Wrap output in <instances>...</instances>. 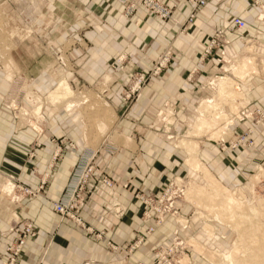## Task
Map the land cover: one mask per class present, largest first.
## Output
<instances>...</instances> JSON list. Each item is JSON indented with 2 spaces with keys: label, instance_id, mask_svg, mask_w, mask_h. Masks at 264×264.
<instances>
[{
  "label": "rangeland",
  "instance_id": "1",
  "mask_svg": "<svg viewBox=\"0 0 264 264\" xmlns=\"http://www.w3.org/2000/svg\"><path fill=\"white\" fill-rule=\"evenodd\" d=\"M186 1L190 12L183 23L173 16L178 0L170 5L159 0L170 11L164 19L141 7L129 12L119 3L125 18L143 9L161 21H171L179 27V34H186L198 14L205 13L210 0L197 8ZM56 2L0 0V146L8 138L20 157L25 147L36 149L43 139L62 148H74L76 144L68 136L72 126L88 146H94L108 137L117 122H136L131 113L137 110L144 88L162 77L178 59L170 45L147 72L136 68L124 71V75L113 67L115 62L124 61L119 56L110 63L109 77L107 69L98 71L97 63L90 62L86 52L90 43L70 36L62 38L74 29L71 20L76 14L68 1ZM250 2L259 9L255 20L264 23V2ZM219 30L224 35L212 44ZM227 31L237 29L227 26L215 30L204 46V55L210 59L217 55V67L187 75L195 87L180 96H189V101L152 105L147 119L137 121L145 136L153 134L160 141L158 158L166 161L172 154L157 178L160 186L135 193L141 203V232H133L127 243L119 245L105 231L91 229L79 216L90 195L101 187L113 211L119 217L124 214L115 200L118 180L112 173L99 170L97 151L90 147L84 148L80 157L87 150L93 151L90 165L95 173L85 183L84 198L70 212L73 216L58 214L53 207L58 201H52V211L61 219L75 222L104 241L115 264H249L251 256L260 250L258 246L264 244V103L256 102L264 94V47L257 48L250 41L233 51ZM235 64H240L236 71L232 69ZM121 76V87L107 86ZM222 78L231 85L225 94L215 87ZM256 85L258 88H254ZM206 99L211 100L210 107L197 127L198 108ZM33 148L28 157L34 158ZM83 159L75 164L64 200L87 162ZM59 160L60 153L50 167ZM100 172L107 176L108 186L96 175ZM46 183L31 189L18 176L6 174L0 165V246L6 253L2 264L11 254L8 245L12 251L21 245L16 264L27 240L36 236L34 223L22 212L25 201L37 199ZM6 219L9 224L4 230L1 223ZM249 244L257 249H250Z\"/></svg>",
  "mask_w": 264,
  "mask_h": 264
},
{
  "label": "crops",
  "instance_id": "2",
  "mask_svg": "<svg viewBox=\"0 0 264 264\" xmlns=\"http://www.w3.org/2000/svg\"><path fill=\"white\" fill-rule=\"evenodd\" d=\"M56 1L62 4L64 0ZM65 1L71 3L76 17L71 20L75 26L70 35H63L62 38L70 36L71 39L90 43L86 51L90 62L97 63L98 71L107 69L109 77L112 72L110 63L119 56L124 57V61L115 62L113 67L122 73L136 68L147 72L152 62L170 45L178 57L177 61L167 67L162 77L154 79L144 88L137 110L131 113L132 120L136 122H117L108 137L94 146H88L73 126L68 136L75 142L74 148H62L57 143L51 144L43 139L38 148L32 147L35 152L32 158L27 156L32 148L25 147L20 157L14 146L10 145L14 142L8 138L4 140L3 147L0 146V165L6 174L18 176L19 181L31 189L47 181L37 199L29 198L24 203L23 217L34 223L37 234L27 240L16 264H115L104 241L97 240L75 222L63 220L52 211V201L64 198V191L71 185L74 167L83 149L90 147L97 151L96 164L99 170L112 173L118 180L115 200L121 205L124 214L119 217L113 211L110 199L104 195L105 191L101 187L90 195L81 207L79 216L91 229L105 231L117 244L127 243L133 232L142 231L139 220L141 203L135 193L158 188L160 181L157 178L162 175L160 171L167 160L171 161L172 156L166 161L163 157L158 158L160 141L153 134L151 137L145 136L137 121L147 119L146 115L152 105L189 101V96H180L195 87L187 75L191 72L204 73L217 67V55L211 59L204 55V46L215 30L229 26L233 17H239L246 23V27L236 32H226L231 49L235 51L250 41L255 42L259 48L264 47V23L255 20L259 9L250 0H210L208 8L203 11L205 13L198 14L186 34H179V27L171 21H161L143 9L125 18L122 5L115 0ZM164 1L173 4V0ZM178 1L173 16L183 23L190 12V5L186 0ZM239 65L232 69L236 71ZM123 82L122 76L120 80L114 77L107 86L113 84L119 88ZM256 93L260 94L257 90ZM256 102L264 103L263 93ZM59 153L60 160L54 167H50ZM139 158H142V162L138 161ZM8 224L6 219V223H1V226L7 230ZM5 255L1 245L0 264L6 259Z\"/></svg>",
  "mask_w": 264,
  "mask_h": 264
},
{
  "label": "built area",
  "instance_id": "3",
  "mask_svg": "<svg viewBox=\"0 0 264 264\" xmlns=\"http://www.w3.org/2000/svg\"><path fill=\"white\" fill-rule=\"evenodd\" d=\"M118 1L122 3L123 6L126 7L129 12H132L137 7H141V8H145L149 13L157 15L159 18L164 19L167 16L169 17L168 14L170 13V11L167 8L166 9L163 8L159 0H118ZM190 1L194 5V8H197L198 6L200 7L205 4V0H190ZM229 26L230 29L236 28L237 30H243L246 27V23L239 17H233ZM223 35H224L223 31L221 30L217 31L212 44L217 43ZM91 152L93 151L87 150L80 157L79 162H81L83 158H86L87 162L85 163V166L81 170L79 169V174H80L79 178L77 180L75 179V181L73 180L72 183H74V185L71 187V190L67 194L68 196L67 200H64V198H62L61 201L64 202L61 201L54 202L53 207L58 214L61 215L67 214L73 216L70 214V212H72L74 206L80 204L79 202L84 198L85 188H86L85 183L87 182V180L89 182V178H91L92 174L95 173L93 166L90 165V163L93 161V156H92L93 154ZM85 154H87L86 157ZM82 163H84V159ZM96 175L103 177L102 184L104 186L109 185V180L106 178L107 176H105L101 172L96 173ZM8 246L6 247V249L11 251V254L9 256V259L7 257V261L4 264H14L17 259V258L15 259V256L17 255V253L19 254L21 250V245H18L14 251H12V247H8Z\"/></svg>",
  "mask_w": 264,
  "mask_h": 264
},
{
  "label": "bare ground",
  "instance_id": "4",
  "mask_svg": "<svg viewBox=\"0 0 264 264\" xmlns=\"http://www.w3.org/2000/svg\"><path fill=\"white\" fill-rule=\"evenodd\" d=\"M241 64V63H240ZM239 64H235V65H232V67L233 66H238ZM215 87L217 88V90L219 91V93L220 94H225V93H227L228 92V90L230 89V87H231V85H230V83L228 82V80L226 81V80H224V78H222L221 80H217L216 81V83H215ZM63 89H67L65 86H63L62 87ZM211 102V100H208V99H206V100H204L202 103H201V105L199 106V108H198V111H199V116L196 118L197 119V121H198V124H197V127H199L200 125V123H201V121H202V119L204 118V116L207 114V112H208V108L210 107V105H209V103ZM211 104H213V103H211ZM213 106V105H212ZM207 108V109H206ZM195 128H196V126H195ZM191 133H195V131L193 132V131H191ZM260 228V227H259ZM258 228V229H259ZM255 229V228H254ZM258 229H257V231H258ZM263 229V228H262ZM260 233L259 234H261L262 233V230L261 231H259ZM258 235V234H257ZM256 235V236H257ZM254 236V235H253ZM260 236H258L257 237V239L259 238ZM253 238H255V237H253ZM252 238V239H253ZM256 239V238H255ZM260 239V238H259ZM262 239H264L263 238V235H262ZM262 239H261V242H262ZM254 240V239H253ZM264 241V240H263ZM256 242V241H255ZM260 242V243H261ZM257 243V242H256ZM250 245V244H249ZM253 245V244H252ZM254 245H256V244H254ZM262 245V246H261ZM250 247V249H252V246L250 245L249 246ZM259 251H257L255 248H254V246H253V248L254 249H252V250H256V252L254 253V255H252L251 257L252 258H250L251 260H250V263L251 264H264V244L262 243V244H260L259 246ZM235 257V256H234ZM248 257H250L249 255H248ZM247 256H246V260H247V258H248ZM236 259V258H235ZM245 260V259H244ZM245 260V261H246ZM238 261V260H237ZM244 261V262H245ZM247 261H249V260H247ZM246 261V262H247ZM236 264L237 263H240L239 261L238 262H235ZM234 263V264H235ZM243 262H241L240 264H242ZM249 263V264H250Z\"/></svg>",
  "mask_w": 264,
  "mask_h": 264
}]
</instances>
